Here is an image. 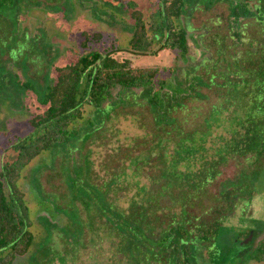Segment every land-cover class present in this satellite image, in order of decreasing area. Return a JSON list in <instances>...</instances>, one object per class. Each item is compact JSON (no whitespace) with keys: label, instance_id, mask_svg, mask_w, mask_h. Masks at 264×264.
<instances>
[{"label":"rangeland","instance_id":"374dc122","mask_svg":"<svg viewBox=\"0 0 264 264\" xmlns=\"http://www.w3.org/2000/svg\"><path fill=\"white\" fill-rule=\"evenodd\" d=\"M128 2L136 3L147 20L157 10L155 0H8L0 9V168L14 158L17 140L32 132L28 120L42 111L38 98L54 82L55 68L110 49L119 51V58L129 56L134 68L165 70L178 62L175 79L188 98L186 110L172 116L193 134L185 143L193 153L177 157L180 138L165 134L171 133L170 125H157L144 93L116 95L114 105L85 106L77 137L64 148L42 153L21 171L18 186L34 240L13 264H34L32 258L42 256L40 247L50 255L39 264H146L144 240L129 250L122 246L125 239L121 243L107 209L131 216L149 201L154 211L148 215L151 238H159L182 203L181 192L161 179L162 171L175 167L194 173L220 160L235 133H245L237 124L245 110L253 112L254 104L264 101V0H248L253 15L239 21V41L230 36L229 1L208 6L206 0H187L176 24L188 34V60H178V53L168 50L130 55ZM83 33L100 38L81 48ZM160 76L177 85L172 72ZM23 83L34 88L20 87ZM217 170L219 176L185 208L187 216L208 211L224 199V192H231L232 184L247 190L237 192L231 214L211 216L212 225L202 226L205 236L191 237L194 262L264 264L253 258L255 246L264 240V150L228 156ZM197 221L195 228L200 227Z\"/></svg>","mask_w":264,"mask_h":264},{"label":"trees","instance_id":"16d2710c","mask_svg":"<svg viewBox=\"0 0 264 264\" xmlns=\"http://www.w3.org/2000/svg\"><path fill=\"white\" fill-rule=\"evenodd\" d=\"M7 1L0 0V9L7 5ZM222 1L230 2L229 20L233 25L230 36L239 41L242 37L239 21L251 17L253 11L248 8V0H206V3L210 6ZM155 2L157 10L150 14L149 20L138 9L136 3H127L129 19L132 22L128 53L146 55L168 50L177 52L178 60L183 58L188 60L191 45L188 34L184 28L176 24V21L185 14L187 0ZM82 37L81 48H86L89 39L96 41L100 38L99 34L88 38L84 33ZM156 45L158 49L154 50ZM118 53L119 51L113 49L106 51L105 54L91 51L79 57L74 63L55 68L54 82L45 88L43 95L39 96L38 103L43 109L28 120L32 132L17 140L12 146L14 158L6 161L0 168V264H13L17 257L27 254L33 245L34 236L30 232L31 222L25 195L18 186L22 169L42 153L64 148L74 140L81 130L80 123L84 120L85 106L100 108L110 102L114 105L116 95L123 97L125 94L136 92L137 97L144 93L157 125H170L171 133L165 134L175 133L180 138V144L175 151L177 157L183 159L193 153L191 147L185 146L187 141L192 140L193 134L184 132L180 121L172 116V113L186 110L187 107L188 96L175 79L178 62L165 70L159 67L134 68L130 64L129 56L119 58ZM166 71L174 74L177 85L168 84L166 77L160 76L161 72ZM20 87L34 88L29 83H23ZM252 110L253 112L247 113L245 110L244 118L237 121L238 127L245 133L240 135L237 131L235 133L237 137L224 145L220 154L221 161L207 162L205 167L194 173L182 172L175 167L172 171H162L161 179L168 181L170 188L181 192L182 203L180 214L167 220V227L161 230L159 238H151L154 232L149 230L148 215H152L154 211L147 204L149 201L132 210L131 216L115 211L112 207L107 209L111 226L117 231L115 233L120 235L121 243L125 239L122 246L128 247L129 250L144 240L145 246L148 247L145 249L148 252L146 264H195L191 237L205 236L202 226L212 225L211 216L214 213L222 216L231 214L234 199L240 195L237 192L241 193L243 192L241 190H247V187L243 184L242 186L232 184L231 192L229 190L224 192L222 195L224 199L215 201L212 208L202 214L210 218L208 220L202 218V215L187 216L185 208L190 207L200 193H203L204 189L219 176L217 168L228 156L243 157L248 153L264 150V101L261 99L259 103H255ZM215 114L217 113H212L211 116ZM166 187L164 190H167ZM194 218H197L199 228H195ZM40 254H42L40 260L48 259L50 255L47 253V247H40ZM253 258L264 262V240L255 246ZM40 260L35 256L32 258L34 264H39Z\"/></svg>","mask_w":264,"mask_h":264}]
</instances>
